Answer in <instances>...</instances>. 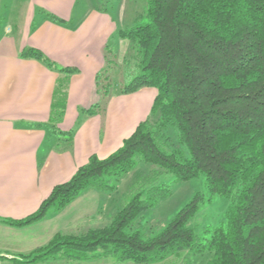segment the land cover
I'll list each match as a JSON object with an SVG mask.
<instances>
[{"label": "trees", "instance_id": "trees-1", "mask_svg": "<svg viewBox=\"0 0 264 264\" xmlns=\"http://www.w3.org/2000/svg\"><path fill=\"white\" fill-rule=\"evenodd\" d=\"M146 1L148 22L122 28L118 35L130 42L141 72L121 92L156 89L150 116L109 157L91 156L35 213L0 221L30 225L89 188L113 189L122 176L144 164L150 175L141 179L139 191L109 226L54 240L35 258L264 264V0ZM23 56L65 73L52 104L55 128L66 110L68 78L78 70L61 68L37 49H26ZM100 108L97 104L84 112L96 115ZM170 129L185 151L170 144ZM63 135L73 140V131ZM162 173L179 183L204 176L208 200L219 196L230 202L226 225L202 235L195 232L192 219L206 202L197 193L157 234L134 229L141 213L169 196V186L154 185Z\"/></svg>", "mask_w": 264, "mask_h": 264}, {"label": "crops", "instance_id": "crops-1", "mask_svg": "<svg viewBox=\"0 0 264 264\" xmlns=\"http://www.w3.org/2000/svg\"><path fill=\"white\" fill-rule=\"evenodd\" d=\"M102 3L0 0V220L35 213L91 156L109 157L151 114L154 88L115 96L96 115L84 112L101 104L98 76L110 62L112 41L119 46L116 35L124 26L122 8L112 15ZM30 48L61 68L78 70L68 78L66 110L55 128L50 122L52 104L65 73L23 56ZM70 131L73 140L67 141L63 132ZM46 223L14 227L0 221V264H73L68 258H37L36 263L34 257L21 258L53 233Z\"/></svg>", "mask_w": 264, "mask_h": 264}, {"label": "rangeland", "instance_id": "rangeland-1", "mask_svg": "<svg viewBox=\"0 0 264 264\" xmlns=\"http://www.w3.org/2000/svg\"><path fill=\"white\" fill-rule=\"evenodd\" d=\"M101 7L112 15L118 13L119 7L122 8V13H124V26L121 28L133 27L148 22L146 0H103ZM116 38L120 39L121 42L117 47L115 42L112 41L108 56L110 62H108V65H105L101 71V75L98 76V87L102 98L100 104L101 109H104L112 101L113 97L123 94L121 89L141 73L137 67L138 58L136 52L132 50L130 42L120 38L119 35H116ZM168 136L171 138L170 144L173 147L185 151V148L178 142L177 132L175 130L170 129ZM150 170L151 168L144 164L139 165L135 170L116 181V187L113 189L101 191L95 188H89L61 210H48L45 217L35 223L41 221L47 222V226L54 229L53 233L44 242L41 239L40 244L34 243L32 245L34 247L31 246L32 248L29 252L25 251L21 255V258L31 259L34 257L33 261L36 263L35 256L46 253V247L54 240L65 241L74 236L85 235L90 230L109 226L113 218L123 209L129 199L139 191L141 179L149 176ZM157 177L154 185L164 184L169 186V196L162 199L156 206L141 213L133 225L134 229L141 230L147 234H157L176 217L181 209L197 193L204 194L206 202L192 219V226L195 232L202 235L206 230H213L226 225L230 202L228 199L219 196L208 200L209 196L204 176L183 183L175 182L174 176L172 175L162 173V175ZM72 260L74 262L71 263L80 264V260H74L73 258ZM117 263L119 262L106 259L99 263L91 264ZM119 264L134 263L125 262ZM159 264L188 263L184 262V260L171 258Z\"/></svg>", "mask_w": 264, "mask_h": 264}]
</instances>
